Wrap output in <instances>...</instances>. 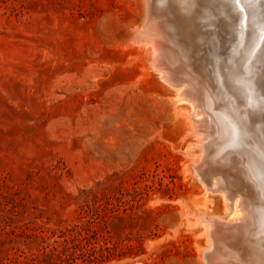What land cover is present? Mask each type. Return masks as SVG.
I'll list each match as a JSON object with an SVG mask.
<instances>
[{
  "label": "rangeland",
  "instance_id": "obj_1",
  "mask_svg": "<svg viewBox=\"0 0 264 264\" xmlns=\"http://www.w3.org/2000/svg\"><path fill=\"white\" fill-rule=\"evenodd\" d=\"M145 14V0H0V264H206L200 213L227 207L189 169V100L131 40Z\"/></svg>",
  "mask_w": 264,
  "mask_h": 264
},
{
  "label": "bare ground",
  "instance_id": "obj_2",
  "mask_svg": "<svg viewBox=\"0 0 264 264\" xmlns=\"http://www.w3.org/2000/svg\"><path fill=\"white\" fill-rule=\"evenodd\" d=\"M145 4L144 29L140 26L130 36L131 40L133 44L141 43L146 49L143 50L146 64L176 89L178 95L173 102L189 100L190 132H197L196 144L202 146L200 154L190 161L189 169L202 183L212 184L206 186L205 194L215 189L227 207L224 216L200 213L208 237L206 245L200 248L201 257L206 264H236L232 258L211 253L213 250L218 253L217 243L224 247L231 243L252 249L257 264H262L264 33L260 25L264 22V0H259L252 9L241 5L243 23L238 21V15L232 14L229 5L221 6L218 13L230 20L231 27L222 23L212 32L201 30L199 25L209 27L213 20L208 0H145ZM162 4H167L163 12L169 17L164 30L157 23L156 14L149 16L156 6L162 14ZM234 9L237 10L235 5ZM232 31L235 33L230 40ZM163 32L173 40L181 36L183 43L164 42ZM201 50L205 55H199Z\"/></svg>",
  "mask_w": 264,
  "mask_h": 264
},
{
  "label": "water",
  "instance_id": "obj_3",
  "mask_svg": "<svg viewBox=\"0 0 264 264\" xmlns=\"http://www.w3.org/2000/svg\"><path fill=\"white\" fill-rule=\"evenodd\" d=\"M208 1H210V4L212 5V16H213V20L210 22V26L209 27H204L201 23H199V25H200V27H201V30L204 28L205 30H209V31H214V30H216V28L217 27H220V26H222L223 24L222 23H226L227 25H229L230 27H231V25H230V20H226V19H224L223 18V16L220 14V13H218V9L221 7V6H227V5H229V9H230V11L232 12V14L233 15H238V21L240 22V23H243V21H244V19L242 18V16H241V14H240V12H238L236 9H234V3H233V0H208ZM169 5V4H168ZM166 7H167V4H162V6H161V8H162V14H161V12L158 10V6H156L155 7V9H153V11H151L150 10V13H149V16H151V17H154L153 15H155L156 14V16H157V23L161 26V29H165L166 27V24H168L169 23V17H168V15L165 13V11L163 12V10H166ZM167 32H168V30H166ZM202 32V31H201ZM173 34H174V36L176 35V33L175 32H172ZM235 32L234 31H232V33L230 34V40H231V36L234 34ZM168 33H164L163 32V34H162V40L165 42V41H168V39H171V40H173L172 39V36H169L168 37ZM175 38L176 39H174L173 41L175 42V41H179V43H181L182 42V37L181 36H175ZM183 43V42H182ZM224 45H222L221 44V48L223 47ZM262 46H264V41H263V45ZM198 49V48H197ZM223 49H225V48H223ZM199 50V49H198ZM224 52H225V50H224ZM198 53V52H197ZM205 55V53L201 50V52H199V55ZM261 68H262V65H261ZM263 70V72H264V68L262 69ZM262 79H264V73H263V77H262ZM262 111V110H261ZM263 113H264V110L262 111ZM261 119H262V122H264V114H262L261 113ZM222 178V177H221ZM208 183V182H207ZM211 183V182H210ZM208 185H210V187H212V184H208ZM213 190H215V189H213ZM261 236H259V238H260ZM228 242V241H227ZM216 245H218V246H216V248L219 250L221 247H222V245H223V247H224V244H219V243H217ZM229 246H226V247H224V248H227V247H230V246H234L233 244H231V243H229L228 244ZM242 248V247H241ZM217 249H215L216 251H217ZM243 250H245V249H247V248H242ZM252 250V249H251ZM250 250V251H251ZM252 252V251H251ZM212 253V255L214 256L215 255V253L216 252H211ZM252 254V253H251ZM253 255V254H252ZM262 255V257H264V253L263 254H261ZM260 255V256H261ZM232 258V257H231ZM254 258H256V256L254 255ZM233 259V258H232ZM236 264H239V263H237V262H235Z\"/></svg>",
  "mask_w": 264,
  "mask_h": 264
},
{
  "label": "snow or ice",
  "instance_id": "obj_4",
  "mask_svg": "<svg viewBox=\"0 0 264 264\" xmlns=\"http://www.w3.org/2000/svg\"><path fill=\"white\" fill-rule=\"evenodd\" d=\"M257 2H259V0H233V3L235 4L238 12L243 11L241 5H244L245 7L252 9ZM250 15H254V13L250 12ZM260 29L261 32L264 33V22L261 23Z\"/></svg>",
  "mask_w": 264,
  "mask_h": 264
}]
</instances>
